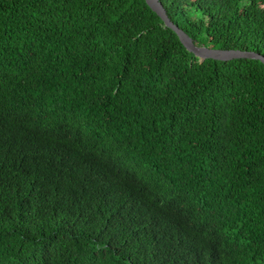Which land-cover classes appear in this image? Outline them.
I'll return each instance as SVG.
<instances>
[{
  "label": "trees",
  "instance_id": "trees-1",
  "mask_svg": "<svg viewBox=\"0 0 264 264\" xmlns=\"http://www.w3.org/2000/svg\"><path fill=\"white\" fill-rule=\"evenodd\" d=\"M160 1L264 55V0ZM0 264H264V62L147 0H0Z\"/></svg>",
  "mask_w": 264,
  "mask_h": 264
},
{
  "label": "water",
  "instance_id": "water-1",
  "mask_svg": "<svg viewBox=\"0 0 264 264\" xmlns=\"http://www.w3.org/2000/svg\"><path fill=\"white\" fill-rule=\"evenodd\" d=\"M151 8L156 11L164 20L168 27L174 29L181 38L184 45L202 60L207 58H214L220 60H230L234 58H256L264 62V55L255 51L241 50V49H213L208 47H200L195 45L193 39L175 24L169 17L166 8L160 0H147Z\"/></svg>",
  "mask_w": 264,
  "mask_h": 264
}]
</instances>
